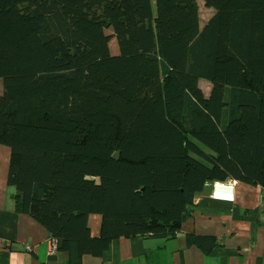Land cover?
I'll return each instance as SVG.
<instances>
[{
    "label": "trees",
    "instance_id": "16d2710c",
    "mask_svg": "<svg viewBox=\"0 0 264 264\" xmlns=\"http://www.w3.org/2000/svg\"><path fill=\"white\" fill-rule=\"evenodd\" d=\"M201 1L202 26L197 0H0L7 198L65 264L173 239L213 183L264 190V0Z\"/></svg>",
    "mask_w": 264,
    "mask_h": 264
},
{
    "label": "crops",
    "instance_id": "0c3cea01",
    "mask_svg": "<svg viewBox=\"0 0 264 264\" xmlns=\"http://www.w3.org/2000/svg\"><path fill=\"white\" fill-rule=\"evenodd\" d=\"M197 5L199 15L204 13L202 25L213 11L201 0ZM9 154V148L0 145V264H65V254H49L46 229L30 216L16 213L8 200ZM224 194L233 197L210 199L209 188L200 195L196 210L173 239L120 237L101 257L84 256L82 264H264V190L236 181ZM100 226L101 216H88L92 236L99 235ZM188 235L212 238L218 246L205 253L187 243ZM202 244L207 248L209 241Z\"/></svg>",
    "mask_w": 264,
    "mask_h": 264
},
{
    "label": "clouds",
    "instance_id": "9594fccd",
    "mask_svg": "<svg viewBox=\"0 0 264 264\" xmlns=\"http://www.w3.org/2000/svg\"><path fill=\"white\" fill-rule=\"evenodd\" d=\"M232 181H234V184L236 183L235 180H232ZM223 183H224V182H223ZM223 183L216 182V184H220V185H222L223 187H219V186L216 187V186H215V183H213L211 186L208 187L209 189H211L210 199H216V198H218V197H219L218 194L227 195V194H224V193H230V191H232V189H231V190H227V189H225L224 186H226V185H224ZM234 184H233V186H234ZM219 188H222L223 190H217V189H219ZM232 188H233V187H232ZM228 196H229V195H228ZM229 197H233V196H229Z\"/></svg>",
    "mask_w": 264,
    "mask_h": 264
},
{
    "label": "built area",
    "instance_id": "2783aa9c",
    "mask_svg": "<svg viewBox=\"0 0 264 264\" xmlns=\"http://www.w3.org/2000/svg\"><path fill=\"white\" fill-rule=\"evenodd\" d=\"M233 184H234V181H231L230 183L228 182V184L226 186H224L225 189L227 190H231L232 187H233ZM215 186L216 187H223L222 185L220 184H216L215 183ZM231 198V197H229ZM56 247H57V240L56 239H50V249H49V254H54L57 252L56 250ZM45 264H49V263H45Z\"/></svg>",
    "mask_w": 264,
    "mask_h": 264
},
{
    "label": "rangeland",
    "instance_id": "374dc122",
    "mask_svg": "<svg viewBox=\"0 0 264 264\" xmlns=\"http://www.w3.org/2000/svg\"><path fill=\"white\" fill-rule=\"evenodd\" d=\"M202 10H204V9H202ZM201 17H202L203 20L205 19L204 18V13L202 11L200 12V18ZM110 49H111V52H113V53H116L117 52V45H116V42L114 40H111V42H110ZM0 83H1V80H0ZM203 88H204V90H208V88H209L208 84H203ZM232 180L233 179H227V180H225V182L223 184L224 185H227L228 182L230 183Z\"/></svg>",
    "mask_w": 264,
    "mask_h": 264
},
{
    "label": "bare ground",
    "instance_id": "6f19581e",
    "mask_svg": "<svg viewBox=\"0 0 264 264\" xmlns=\"http://www.w3.org/2000/svg\"><path fill=\"white\" fill-rule=\"evenodd\" d=\"M218 195H219V197H221V198H229L228 195H223V194H218Z\"/></svg>",
    "mask_w": 264,
    "mask_h": 264
}]
</instances>
